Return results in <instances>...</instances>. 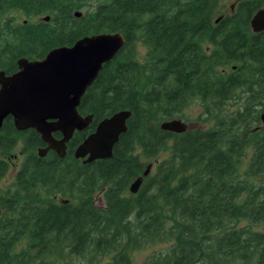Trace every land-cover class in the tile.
Instances as JSON below:
<instances>
[{
	"label": "trees",
	"instance_id": "16d2710c",
	"mask_svg": "<svg viewBox=\"0 0 264 264\" xmlns=\"http://www.w3.org/2000/svg\"><path fill=\"white\" fill-rule=\"evenodd\" d=\"M219 2L0 0L6 75L20 58L42 59L85 36L125 38L81 99L78 113L92 121L74 133L66 158H39L37 134L3 121L0 182L17 145L25 159L0 194V264L85 255L133 264L131 252L159 246L142 264H264V31L250 28L264 0H236L231 15L215 19ZM137 40L146 48L141 62ZM193 105L199 127L160 130L163 121L186 123ZM120 111L131 116L111 158L72 159L97 124ZM163 154L131 194L130 184Z\"/></svg>",
	"mask_w": 264,
	"mask_h": 264
},
{
	"label": "water",
	"instance_id": "95a60500",
	"mask_svg": "<svg viewBox=\"0 0 264 264\" xmlns=\"http://www.w3.org/2000/svg\"><path fill=\"white\" fill-rule=\"evenodd\" d=\"M79 17L81 14H74ZM45 17L43 20L47 21ZM253 33L264 31V8L257 10L250 20ZM125 38L120 33H102L85 36L71 46L53 48L38 60H17V71L5 75L0 71V128L3 121L11 117L17 131L33 129L46 143L47 149L65 155L66 143L74 132L86 130L92 116L82 117L78 113L81 99L103 65L110 62L123 48ZM130 111H120L103 119L74 151L76 159L84 164L109 159L119 137L127 131ZM264 124V112L260 115ZM160 130L182 134L188 126L181 119L163 121ZM60 133L56 140L53 133ZM39 151V156L44 152ZM151 164L142 176L129 186L136 194L142 180L149 174Z\"/></svg>",
	"mask_w": 264,
	"mask_h": 264
},
{
	"label": "rangeland",
	"instance_id": "374dc122",
	"mask_svg": "<svg viewBox=\"0 0 264 264\" xmlns=\"http://www.w3.org/2000/svg\"><path fill=\"white\" fill-rule=\"evenodd\" d=\"M235 6H236V0H220L219 6H218V11L215 15V19L219 18V17L231 15L234 12ZM23 19L24 18L20 17L19 21H22ZM38 19H35V20H38ZM133 50H134L135 58L140 62L143 61L145 54H146V48L143 46V44L139 40H137L134 43ZM235 108H236V105L230 106L228 108V111H234ZM200 113H201V109L197 105H193V106L189 107L187 110H185L184 114L187 117L186 124L188 126V129L198 126V123H196V121H197ZM201 127L205 128L207 126L203 124V125H201ZM164 156H165V154L160 155L157 158L158 160H154V161L151 160L149 162V164L152 165L151 169L149 171V174L154 172L156 164ZM5 159H8L7 164H8L9 170H8L7 174L5 175V177L0 182V194L2 193L3 190H5L6 188H8L12 185L13 180H14V176L18 172V170L20 169V167H21V165L25 159V155L22 153V150H21V145H17L11 151V153L7 157H5ZM102 194L103 193H98L95 198H96V205L100 206L101 208H104L105 204L103 201ZM56 199H58V202L60 203L59 198H56ZM262 229L264 230V228H262ZM164 248L165 247H163V246H159L156 248H147V249L135 250L129 254V257H130V260L133 264H142L144 262V260L152 254V252L154 250L159 251V250H162ZM107 261H108V259H106V258L98 259L97 257H90L89 255H85L82 258H76V257L67 258V260L61 264H105Z\"/></svg>",
	"mask_w": 264,
	"mask_h": 264
},
{
	"label": "flooded vegetation",
	"instance_id": "af4514ba",
	"mask_svg": "<svg viewBox=\"0 0 264 264\" xmlns=\"http://www.w3.org/2000/svg\"><path fill=\"white\" fill-rule=\"evenodd\" d=\"M219 18H221V17H219ZM95 35V34H94ZM38 60V59H37ZM16 65H17V63H16ZM16 71H17V69H16ZM15 71V72H16ZM15 72H13V73H15ZM5 74V73H4ZM12 74V73H11ZM11 74H8V75H11ZM6 75V74H5ZM80 115V114H79ZM13 123V122H12ZM28 130H33V129H27V130H23V131H20V132H25V131H28ZM85 131V130H84ZM33 132H35L34 130H33ZM83 132V131H82ZM36 133V132H35ZM75 133V132H74ZM74 133H73V135H74ZM37 134V139L39 140V144H40V146L36 149V153H37V155H38V157L39 158H42V159H45V158H47V157H51V154H54L57 158H59V159H64V158H66V155H67V152H68V146L70 145V142H71V140H72V138H73V135H72V137H71V139L66 143V149H65V155L63 156V157H59L58 155H57V153L55 152V151H53V150H51V149H47V144L46 143H44L43 141H42V139H41V136L38 134V133H36ZM91 134V133H90ZM52 136H53V138L54 139H56V140H60L61 138H62V136H61V134L60 133H58V132H56V133H53L52 134ZM87 137V136H86ZM85 137V138H86ZM84 138V139H85ZM83 139V140H84ZM31 140V139H30ZM82 140V141H83ZM82 141H81V143H82ZM81 143H79V144H81ZM78 144V145H79ZM77 145V146H78ZM77 146L74 148V150L72 151V159H74V160H78V161H80L81 163H83V159H76L75 157H74V151H75V149L77 148ZM43 151V150H46L45 152H44V154H43V156H39V151ZM5 161L7 162L8 161V159H5ZM84 164V163H83ZM90 164V163H89Z\"/></svg>",
	"mask_w": 264,
	"mask_h": 264
}]
</instances>
